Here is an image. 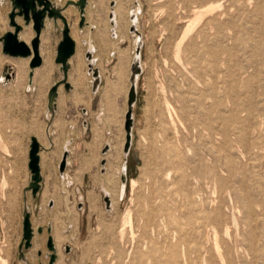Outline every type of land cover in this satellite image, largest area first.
<instances>
[{"label":"rangeland","instance_id":"obj_1","mask_svg":"<svg viewBox=\"0 0 264 264\" xmlns=\"http://www.w3.org/2000/svg\"><path fill=\"white\" fill-rule=\"evenodd\" d=\"M51 1L55 3L57 6L62 7L69 0H51ZM202 1H203V5H202ZM233 1L232 0H219V1L218 0H211V1L210 0L209 1L208 0L205 1L204 0H196V1L195 0H186V1L185 0L184 1L183 0L182 1L181 0H89L85 13V25L83 27L80 26L81 13L79 8L74 6L71 7V9L73 10V14L72 15L65 14V17L67 18V21L69 23L71 36L72 37L74 36L73 39L77 43L78 53L76 52V54L74 55L75 57L73 56L74 60L72 59L69 70V76H70L69 82L72 84L73 89L71 91H67L65 85H61L59 88L58 98L61 106L64 107L62 113V115L64 116V120L62 123H58V121H56L55 126L56 128H58L59 126L66 128L72 125L73 124L72 120L74 119L72 115H74V112L73 110L68 108L69 102H72V100L75 101L74 98H77L75 96L82 97V95L83 96L88 95L90 98L92 97V101L89 106V112H85L84 114H82L84 116L83 121L86 127V135L88 139H91L93 141V144L99 145L100 143V145H99V149L97 150V153L93 154V159L91 161L90 169L89 172L87 173L86 178L78 179L77 176L69 174L71 183H67L68 179L65 180L63 178H60V172L59 169H57L54 173L47 174L48 178L46 177L45 179L46 188L44 190H41L36 198L33 197L32 191H26L31 181V172L28 167L31 137L36 136L38 139H40L39 140L40 142H43L44 139V144L43 143L41 144L46 148V150L48 149L47 151L44 150L45 152L44 151L42 152V156L45 157L43 158L44 162L53 164L57 162L58 159L61 157V154L57 153V150L53 145V142H55V146L59 145V137L58 135L53 136L52 134L53 132L52 112L49 109V92L51 88L56 83L60 82L64 77V73L61 69L62 65H59L56 62L58 45L63 38L62 30L64 28V23L61 19H58L57 21L53 19L54 26L50 28L49 32L51 35L50 49L51 51L53 50L54 52L53 60H52L53 61L52 63L54 65L53 66L54 70L53 69L51 70V74L49 77L50 80H48L49 78L45 79L42 81L43 83L41 84L34 83L35 72L33 79L30 78V72L32 70L31 62L34 59V56L32 57L31 60L30 59L28 60L29 57L15 58L5 55L0 49V264H49L50 251L47 246L49 235H52L54 237V240H56L55 243H57L58 259L55 264H65V263L66 264H121V263L139 264L138 263L139 254L143 252L144 253L148 252L149 246L151 245V241H155V242L158 240L159 242L162 241L161 238L163 239V236L154 235L156 234V232L154 233V230L149 233L151 234L148 236L150 237V240L148 237L146 239H143L142 225L144 224L143 222L144 218H142L143 220L141 222L140 221L142 217L141 211L142 208L148 204V200L150 199L151 200H154L156 198L158 200L159 199L166 200L172 198L176 199L178 193L181 194L180 195L181 197H184L185 193L188 192L189 189H191V187L195 186L193 184L191 185V187H189L188 182H193L192 179H194V177H196L195 174H197L196 171L194 170L195 169L194 166L196 164L193 160H190L191 155L193 156L195 153V149L193 147L198 139V134L196 133L197 129L193 127L194 118L196 115L195 114L196 112L193 111L196 110L193 109L195 103L194 97L185 94H187L189 90L193 92L197 91L196 88L199 87L198 86L199 84H201V82L198 83L199 78H196L199 76L197 71L194 69V64L192 66L193 63L192 61L195 58L192 55L194 54L193 50L196 49L194 46L195 43H199L202 40L201 38L197 37L198 35L197 32L199 31L198 29H201L199 27H201L203 23L201 24V26L199 25V27L196 28V30L193 32V34H191L187 38V40H185V42L187 41L186 43L184 42V44L186 45L182 46L183 49L181 51V55H182L181 57L184 60L175 58L174 56L175 47L182 35L181 33H183L184 28L194 18L195 11L207 6L208 4L209 5L213 4L217 6L222 3L223 4V5L221 4L222 7H219L220 9H217L214 12V13L217 12L218 13L217 14L213 13V16L215 15L219 16L220 17V18L218 17L219 21L222 20L223 22L225 20L224 22L226 24L222 22L221 24H223L222 25L223 30L224 28H226L224 30V33L226 34L228 32V35L227 34L225 35L223 33V37H222L223 42L226 45L229 43L227 46L229 47L231 46V48L234 49V51H237L240 55L239 59L244 60L242 61V63L244 62L245 64L246 60L244 57L242 58L241 54L243 53L242 50L245 48V46L249 45L248 36L252 33L247 32L244 29V31L238 33L240 34L239 36L240 39L239 41L237 40L238 42H236L235 35L237 32L235 31L238 29V27L234 23H231L230 22L231 20H229L231 19L230 13L231 14L236 13V8L233 6ZM112 2H115L114 7H117L119 5L118 7H120V9L122 8L121 15L117 16L116 18V20L118 21L117 27L119 29L117 28L115 30L113 29V23L110 18L113 9L111 6ZM253 2L252 0H249L247 2L248 6L246 8V10L247 9L248 10L245 11L244 14L241 13L240 17L239 15L236 16V18L239 20L238 23L240 24V27L241 24L243 25V27H245L249 23V21L253 20L250 14L253 13L255 3L257 2V0H253ZM137 7L140 8V11L136 13V10H138ZM197 7L200 8L198 9ZM11 9L12 6L9 0H3V2L0 0L1 16L4 17V19H6V26L4 27L5 31H2L1 34H4L5 32L12 30V28L9 26V21H10L9 13L11 12ZM251 11L252 13H250ZM3 13H5V15ZM209 17L211 16H207L206 18L208 19ZM240 20L241 21L243 20L244 24ZM21 21L22 24H24V21L22 19ZM123 24H125V26ZM119 25L120 27L122 25V27L120 28ZM232 26H235L237 28ZM243 27H241L242 30ZM232 28L233 29L235 28V31ZM28 29L29 27L25 28V30ZM31 30L35 33L33 25H31ZM217 30L216 28L213 29L214 32L215 31L217 32ZM122 32L124 34L126 32V34L124 35ZM136 34L139 36L138 43H140L142 46L141 54H140L142 73L139 75L137 82L138 100L133 111L134 113L133 144L130 153L128 155H125L124 153V145L126 142L125 117L127 113L126 110H128L127 100H128L129 88L131 85L130 82L131 81L130 78L132 74L131 68L133 61L136 58V54H135L137 49V44L135 42ZM229 34H231V36ZM100 35L102 36V38H100L101 37ZM105 35L107 38L105 37ZM225 36H228L227 39H225L226 38ZM229 37L230 40L228 39ZM107 39L108 40L110 39L111 41L113 40L115 42L113 41L111 42L110 40L109 42ZM191 39L193 40L191 41ZM241 39H243L246 42H241ZM233 42L237 43L236 45L239 48H241V50H239L238 47L234 48L235 44ZM99 43L101 48L99 47V45H97ZM187 44L189 48L187 47ZM119 45L121 49L119 48ZM44 46L45 44L43 45V47ZM124 48L126 51L124 50ZM40 49H42V41H41ZM122 49L124 50V52ZM115 50H117L118 52ZM119 50L123 54L120 53L118 56L117 53L120 52ZM89 51L93 52V58L95 59V67L100 70V74H101V84L96 93H93L92 91L94 77L93 74L89 72V60L87 59V53ZM80 52L82 53L81 55ZM125 53L126 55L124 56ZM120 55H123L125 60V65H127L128 63V67L125 66L126 71L124 70L126 75H128V77L124 74V72H122V76L123 75L126 76V77L123 76V78H126L123 79L124 81L121 80V82L123 81L124 85L122 84L120 85V87L115 88L114 84L115 82L117 83V81L119 80V76H118L119 73L117 72L118 70L116 69V67H118V63H119L118 59L120 58ZM188 56L189 57L192 56L193 58L192 57L189 58ZM102 59L104 61H101ZM42 60H43L42 65L40 67H42L45 63L43 57ZM207 60L208 58L206 59V61ZM23 61L24 63H22ZM208 61L210 62V60ZM228 65H230V63H228ZM189 66L191 68H189ZM112 68L115 69V71ZM193 71L197 73V76L196 73L194 74ZM220 74L222 75V77L224 76L222 73ZM77 77L78 78L81 77L82 84L80 81H78ZM207 78H210V76H208ZM126 80L127 83L125 82ZM194 82L196 83L195 85ZM109 85L112 87H110ZM126 85L128 87H126ZM190 85H193L194 88L193 86ZM41 86L43 87V89ZM123 86L127 90L126 89L124 90ZM222 86L229 87V85L227 84ZM40 87H41V91L39 90ZM227 88L223 87L224 90L228 91ZM223 89L221 88L220 90L223 91ZM124 91L127 92L124 93ZM116 92L118 94H116ZM76 93L77 94L79 93L80 95H77ZM109 94L111 95L112 98L109 97ZM180 96L182 97L180 98ZM166 97L167 99H170L172 101V104L178 110V111L176 110V112H178L177 113L178 117L183 115L182 117H180V121L177 122L179 126L177 127V129L170 128L168 127V125H166L167 116L164 115L165 112L162 110ZM183 97L184 98L186 97L187 99L186 98L184 99ZM190 97L193 100H191ZM108 98L109 100H107ZM110 99L111 101L113 99V102L108 103ZM190 100H191V104H190ZM107 104L109 108L108 106H106ZM190 106L192 107L193 110L191 109ZM190 111L192 112V114L190 113ZM184 115L189 118L185 117ZM107 117H109L111 120ZM160 117L162 118L160 119ZM183 118L187 120H184ZM183 122H185L186 126H188V128L190 129L185 127V124ZM186 122H188L189 124ZM101 127H103L104 129H102ZM172 129L174 132L172 131ZM191 133L194 134L190 137ZM63 141L64 142L66 141L65 144H67L69 138L66 137L63 139ZM45 142L47 143L45 144ZM113 143L115 144L113 145ZM171 143H173L174 146L176 145L177 148L174 146L170 147L169 144L171 146L173 145ZM156 144L159 147H157ZM112 145L115 147H112ZM152 145H155L158 149ZM106 147H109V150L107 152H109L112 149V151L109 152V154L112 153L111 155L109 154L107 155L106 154L107 152L104 153V149ZM190 147H192V150L190 149ZM160 148L162 151L160 150ZM173 148H176L175 149L176 151H173L174 150ZM153 149L155 150V152L156 151L157 152L156 153L153 152L154 151ZM163 150H164V154L162 156V154L160 155V152L163 153ZM177 153H179V155H177ZM183 154L188 155L190 158V159L188 158L189 160L187 161V164L186 162H181L184 161L183 158H181L184 157ZM70 155H72V149L69 150L68 157H70ZM116 155L119 157H117ZM157 155L159 157V160H156L158 159ZM160 156H162V158ZM177 156L180 158H177ZM166 158L168 159L170 158V160ZM176 159L177 161L179 160V163H183V169H182V164L180 165L179 163H176L177 162ZM103 161H106L105 165H103ZM123 163L124 165L127 166L126 169L127 181L125 183L123 182V173L120 175L118 174V169L122 167ZM191 164H193L194 166ZM45 165L47 166V163ZM160 165H162V167L164 166V168H162ZM156 167L158 169H156ZM184 167L186 168L185 170ZM158 170L161 171L159 172ZM170 171L173 174H171ZM184 171H187L189 173L187 172L184 173ZM190 171L192 173H190ZM175 173H177L176 174L177 176L175 175ZM105 176H109V178L112 179V181L114 182L113 186H114V190L117 191V192L115 191L116 194L118 192L120 193V187L122 185H125L124 198L121 200L120 203H118V205H117L118 200H116L115 206L118 207H116L117 209L114 207L115 208L114 210L110 208L112 203L110 202V206L108 207L107 202L105 200L107 196V194L103 192V187H106V183H107V181L104 179ZM174 177H176V179ZM164 178L167 181L162 180ZM133 179L137 181L135 186H133L132 184ZM115 181H118V184ZM164 181L166 184L164 183ZM167 184H169L170 186ZM115 185L117 186L115 187ZM172 185L173 187L171 189ZM154 186H156L155 187L156 189L154 188ZM64 187L66 189H64ZM161 187L164 189H161ZM166 191L168 192L166 193ZM157 193L159 196L157 195ZM137 194H139V197H137L138 196ZM140 194L142 196H140ZM167 194H170L168 195L169 197L168 196L166 197ZM93 195L96 197H94ZM66 196L67 197L69 196V198H67ZM132 196L134 197L132 198ZM140 197L142 198V201ZM92 198H94L95 201H93ZM92 202H93V206H92ZM136 204L137 206H134ZM26 208H28V210L31 213V220L35 228V238L33 241L34 242L33 247L29 250H24L25 259H23L21 258L19 248L23 240V220H24V212ZM131 209L133 214L132 228L134 234H132L131 232L129 233L126 240L121 245L124 248L123 249L121 246L120 247L116 246L117 244H115V241L112 238V232L114 228H117L120 225V222L122 220L121 217H123V215L128 210ZM72 217L74 218V220ZM136 217H138V219ZM115 223H117L118 225ZM138 223L139 224L141 223L140 224L141 226ZM108 224L110 225L111 228L109 227ZM40 227L44 229L43 233H38V229ZM49 227H51L52 229L51 234H49L48 232ZM112 227L114 228L112 229ZM57 228H59L60 230H57ZM57 233L60 234L59 235L60 237L58 236ZM62 234L64 235L61 236ZM57 236L59 238H57ZM61 237L62 239H60ZM155 237L156 238L158 237L157 240H154ZM145 241H147V243ZM163 241L161 243H163ZM67 246L71 247L70 252H67L66 250ZM120 250L122 252H120ZM125 254L128 257L124 258Z\"/></svg>","mask_w":264,"mask_h":264},{"label":"bare ground","instance_id":"obj_2","mask_svg":"<svg viewBox=\"0 0 264 264\" xmlns=\"http://www.w3.org/2000/svg\"><path fill=\"white\" fill-rule=\"evenodd\" d=\"M1 1L3 2V0H1ZM248 1L249 0H246V1L245 0H234L233 6L236 8V13L235 14L230 13L231 19H229V20H231L230 22L234 23L239 29V30L237 29L238 31L237 30L235 31V28H237V27L232 26V27H235L234 29L233 28L232 29L235 32H237L235 35L236 42H238L240 39V37H239L240 34H238V33L244 31V29H245V31L252 33L248 36L249 45L245 46L244 49L242 48L243 53L242 54L240 53L242 58L244 57L246 60L245 64H244V62L242 63V61H244V60L239 59L240 58L239 53L237 51H234V49H232L231 46L230 47L227 46L229 43L227 45L224 44L222 37H223L224 30L226 28H224V30H223V27H222L223 24H221L222 20L219 21V18H220L219 16H216V15L213 16V13L217 9H220L219 7H222V5H223L222 3H221L222 5L220 4L217 6H215L213 4H211V5L208 4L207 6L201 8V9H199L200 7H197L199 10L195 11L194 18L184 28L183 33H181L182 35H181L179 41L177 42V45H176L175 51H174V56H175V58L181 60L182 59L181 51L183 49L182 46L186 45V44H184L185 40H187V38L191 34H193V32L196 30V28L199 27V25L201 26V24L203 23L202 26L199 27L201 29H198L199 31L197 30L198 31L197 37L201 38L202 40L199 43H195V45L193 44L196 49L193 50L194 54L192 55L195 57L192 61L193 62L192 66L194 64V69L197 71L198 76H199L196 78H199L198 83L201 82V84H199L198 85L199 87L196 88L197 91L193 92V91L189 90L190 92L188 91L189 93L187 92V94H185V95H189V96L191 95L194 97L195 103H194L193 109H195L196 111H193V112H196L195 113L196 115L193 114V115H195V118L193 117L194 118L193 127L195 129H197L196 133L198 134V139L196 138L197 142H196V144H194V147H193L195 149V153L192 151L194 153V155L192 156L189 153L191 155V159L189 158L188 155L183 154L184 157H181V158H183L184 161L180 160L181 162H186V164H187V161L189 159L193 160L195 162V164H196L195 166L193 164H191V165H193L195 167L194 170L197 173V174H195L196 177H194V179H192L193 182H188L189 187H191V185H193V184L195 186L191 187V189H189V191L185 193L184 197H181L180 196L181 194L178 193L176 199H173L171 197L173 200L172 199H166V200L159 199L158 200L157 198L154 200L150 199V200H148V204L142 208V211H141L142 217H141L140 221L142 222V220H143L142 218H144V221H143L144 224L142 225L143 239H146L149 235H151L149 233L154 230V233L156 232V234H154V235L163 236L164 241L162 238H161V240L163 241V243H161L162 241L159 242V240L156 242L151 241V245L149 244L150 246H149L148 252H146V253L143 252V253L139 254V256H138V258H139L138 263L139 264H264V0H257V2L255 3L253 13H252V11L250 12V13H252L250 15H251V18H253V20L249 21L248 24L246 23L247 25L245 27H243V25L241 24V27H243V30H242L240 27V24L238 23L239 20L236 18V16L239 15V17H240L241 13L244 14L245 11L248 10V9L246 10V8L248 6V3H247ZM252 2H253V0H252ZM124 3H123V5H124ZM120 5H121V3H120ZM202 5H203V1H202ZM253 5H252V8H253ZM118 6L112 7L113 8L112 13L114 14V21L116 20L117 16H120L122 13L121 12L122 8L120 9V7H118ZM71 7H73V6L71 5L67 9H65L63 14L64 15L65 14L72 15L73 10L71 9ZM138 11H140V8H138V10H136V13ZM217 13H214V14H217ZM3 14L5 15V13H3ZM173 14H174V12H173ZM207 16H211V17H209L207 19L206 18ZM246 16H247V14H246ZM224 21L222 23H225ZM18 22L22 23L20 18H18ZM117 22L118 21L116 20L115 25H113L114 30L118 28ZM241 22L243 23L244 21L242 20ZM123 25L125 26V24H123ZM5 26H6V19H4V17L1 16V11H0V32L5 31V29H4ZM53 26H54L53 19L47 17L45 20V28L41 34L42 49H40V55H41V57H43L45 63L42 67L37 68V69L35 68L33 70V72H35L34 83H39V84L43 83L42 82L43 80L48 79L50 77L51 70L53 69L54 65L52 63L53 62L52 60H53L54 52H53V50L51 51V49H50V47H51L50 46V41H51L50 36L51 35L49 32L50 28H52ZM119 27H120V25H119ZM121 27H122V25H121ZM215 28H216V30L218 28L217 32L213 31V29H215ZM12 30H13V28H12ZM122 31H124V30H122ZM232 33H233V31H232ZM125 34H126V32H125ZM226 34L228 35V32ZM102 35H103V33H102ZM229 35L231 36V34H229ZM35 36H36V34L31 30V26L29 27L28 30H24L20 34V38L22 40H25L29 45H31V39L34 38ZM105 37H106V35H105ZM138 37L139 36L136 34V41L135 42L137 45H138V40H139ZM225 37L224 38L227 39L228 36H225ZM100 38H102V36ZM119 38H118V40H119ZM122 38H125V37H122ZM191 38H192V36H191ZM195 39H194V41H195ZM225 39H224V41H225ZM228 39L230 40V37ZM192 40L193 39H191V41ZM121 41H122V39H121ZM197 41H198V39H197ZM113 42H115V41H113ZM135 42H133V43H135ZM193 42H191V43H193ZM241 42H246V41L241 39ZM44 44H45V46L43 47ZM234 44H235L234 48L238 47L236 45L237 43H234ZM97 45H99V47H100V43ZM105 46H107V45H105ZM105 46H102V47H105ZM187 47L189 48L188 44H187ZM119 48H120V45H119ZM112 49H113V47H112ZM124 50H125V48H124ZM124 50H123V52H124ZM239 50H241V48H239ZM115 51H117V50H115ZM81 52H80V55L82 54ZM120 53H121V51L119 53H117L118 56ZM98 54H99V51H98ZM121 54H123V53H121ZM135 54H136V52H135ZM125 55H126V53L124 54V56ZM33 56H34V54H32V56L29 57L28 60L29 59L31 60ZM191 57H189V58H191ZM136 58H137V54H136ZM205 58L206 59L208 58V60H210V62L208 60L206 61ZM72 59H73V57L69 61L70 65H71ZM103 59L101 61H104ZM118 60H117L119 62L118 67H116V69L118 71L117 70L116 71L119 74L117 72L116 73L119 76V80L117 81V83L115 82V84H114L115 88H118V87H120V85L123 84V81H124L123 79H126V78H123V76L126 75V73H125L126 67L125 66L128 67V63H127V65H125V60H124L123 55H120V58ZM182 60H184V59H182ZM108 61H110V60H108ZM189 62H190V60H189ZM22 63H24V61ZM228 63H230V65H228ZM189 68H191V67L189 66ZM113 70L115 71V69H113ZM122 72H124L125 75L122 76ZM195 73L196 72H194V74ZM197 73H196V76H197ZM220 73H222L224 76L222 77V75ZM20 74H22V73H20ZM219 74L221 75V77ZM80 75H82V74H80ZM126 76L128 77V75H126ZM208 76H210V78H207ZM81 77H83V76H81ZM81 77H79V78L77 77L78 81H80V82L82 80ZM69 78H70V76H69ZM72 78H75V77H72ZM138 78H139V76H138ZM2 80H4V79H2ZM48 80H50V78ZM121 80H123V81L121 82ZM127 80L125 81L126 83H127ZM189 80H191V79H189ZM191 82H193V81H191ZM147 83H149V82H147ZM165 83H166V81H165ZM81 84H82V82H81ZM195 84L196 83L194 82V85ZM225 84L229 85V87L228 86H222ZM79 86H81V85H79ZM190 86H193V85H190ZM41 87L39 88L40 91H41ZM44 87H46V86H44ZM110 87H112V86H110ZM126 87H128V86L126 85ZM130 87H131V85H130ZM223 87H226V88L228 87L227 88L228 91L224 90ZM189 88H191V87H189ZM193 88H194V86H193ZM221 88L223 89V91L220 90ZM42 89H43V87H42ZM108 89H109V87H108ZM125 89L126 88L124 87V90ZM129 90H130V88H129ZM79 91H81V90H79ZM117 92H116V94H118ZM125 92H127V91H124V93ZM192 92H193V94H192ZM81 94H83V93H81ZM77 95H80V94L78 93ZM172 95H173V93H172ZM113 96H115V95H113ZM109 97L112 98L110 94H109ZM181 97L182 96H180V98ZM80 98H82V97H80ZM80 98H78L77 103H79ZM91 99H92V97H91ZM188 99H189V97H188ZM107 100H109V98ZM191 100H193V99L191 98ZM191 100H190V104H191ZM80 101H81V99H80ZM89 101H90V99H89ZM105 101H106V98H105ZM182 101H184V100H182ZM109 102H113V99H112V101L110 99V101H108V103ZM127 102H128V100H127ZM158 102H156V103H158ZM85 103H87V102H85ZM183 103H185V102H183ZM157 105H160V104H157ZM106 106H108V104ZM114 107H116V106H114ZM114 107H112V108H114ZM158 107H160V106H158ZM108 108H109V106H108ZM191 109H192V107H191ZM108 110H110V109H108ZM162 110L165 112L164 115L167 116L166 117L167 118L166 119L167 124L166 123L165 124L168 125V127H170V128H176L177 129V127H179L177 122L180 121V117H182L183 115L178 117V115H177L178 112H176V110H177L176 107L172 104V101L170 99H167V97L164 101V105H163ZM112 111H114V110H112ZM161 111H159V112H161ZM180 111H182V110H180ZM191 111H190V113L192 114ZM162 115H159V116H162ZM1 116H2V114H1ZM187 116H185V117H187ZM153 117H154V115H153ZM190 117H191V115H190ZM107 118H109V117H107ZM161 118L162 117H160V119ZM187 118H189V117H187ZM12 120H13V118H12ZM184 120H187V119H184ZM183 123L185 124V122H183ZM186 123H188V122H186ZM185 127L188 128V126H186V124H185ZM101 128L104 129L103 127H101ZM188 129H190V128H188ZM49 130H50V128H49ZM172 131H173V129H172ZM100 134H102V133H100ZM161 134H162V132H161ZM193 134L191 133L190 137ZM163 136H165V135H163ZM41 143L44 144V139H43V142H41ZM46 143L47 142H45V144ZM192 143H191V145H192ZM114 144L115 143H113V145ZM171 144H173V143H171ZM99 145H100V143H99ZM113 145H112V147H115ZM162 145H164V144H162ZM152 146H155V145H152ZM156 146H157V144H156ZM156 146H155V148L159 147V146H157V147ZM169 146L173 147L174 144L172 146L169 144ZM163 147H166V146H163ZM174 147H176V145ZM176 148H173L174 150L173 149L172 150L176 151L175 150ZM190 149L192 150V147H190ZM47 150L45 149V151H47ZM148 150H149V148H148ZM153 150H151V151H153ZM160 150H161V148H160ZM164 150H163V153L160 152V155L162 154V156H163ZM111 151H112V149L109 152H111ZM181 151H183V150H181ZM184 151H185V149H184ZM109 152H107L106 154L108 155ZM153 152H155V150ZM115 153H116V151H115ZM180 153H182V152H180ZM111 154L112 153H110L109 155H111ZM149 154H151V153H149ZM158 155H159V153H158ZM158 155H157V157H158ZM177 155H179V153H177ZM147 156H148V154H147ZM162 156H160V157L162 158ZM117 157H119V156H117ZM172 157H174V156H172ZM43 158H45V157H43ZM148 158H150V157H148ZM177 158H180V157L177 156ZM166 159H168V158H166ZM156 160H159V157ZM168 160H170V158ZM176 161H177V159H176ZM176 161H174V162H176ZM168 162H165V163H168ZM157 163H158V161H157ZM171 163H172V161H171ZM176 163H179V160ZM179 164L180 165L182 164V169H183V163H179ZM160 166L162 167V165H160ZM120 168H121V170H120ZM120 168L118 169L119 175L124 173V171H126L127 166L124 165V163H123L122 167H120ZM162 168H164V166ZM156 169H158V168L156 167ZM185 169L186 168L184 167V170ZM162 171H163V169H162ZM186 172L187 171H184V173H186ZM170 173L173 174L171 171H170ZM187 173H189V172H187ZM190 173H192V172L190 171ZM156 174H157V172H156ZM176 174L177 173H175V175ZM119 175H118V177H119ZM157 176H158V174H157ZM190 176H192V175H190ZM62 178L65 180L68 179L67 183H71L70 177H68L66 175V173L62 176ZM77 178H78V176H77ZM174 178L176 179V177H174ZM182 178H184V177H182ZM104 179L107 181V183H106V187H103V192L106 193L107 196H109L111 198L112 204H111L110 208L112 210H114L116 207H118V206H115L116 200H118L117 201V205H118V203H120L121 200L124 198L125 185H122L120 187V193L118 192L116 194L115 193L116 190H114V186H113L114 182L112 181V179H110L109 176H105ZM162 180H165V178ZM165 181H167V180H165ZM165 181H164V183H165ZM115 182H117V184H118V181H115ZM136 182L137 181L135 179L132 180L133 186L136 185ZM173 183H171V184H173ZM169 184H167V185H169ZM64 185H66V184H64ZM116 186L117 185H115V187ZM143 186H144V184H143ZM155 187L156 186H154V188ZM172 187H173V185L171 186V189H172ZM64 189H66V188L64 187ZM161 189H164V188L161 187ZM152 190H154V189H152ZM158 190H160V189H158ZM178 190H181V189H178ZM136 191H138V190H136ZM173 191H174V189H173ZM167 192L168 191H166V193ZM166 193H164V194H166ZM202 193H203V195H202ZM137 195H138L137 197H139V194H137ZM157 195H158V193H157ZM162 195H161V198H162ZM168 195H170V194H167L166 197ZM140 196H142V195L140 194ZM94 197H96V196H94ZM133 197L134 196H132V198ZM67 198H69V196ZM81 198H82V196H81ZM92 199H93V201H95L94 198H92ZM143 200H144V197H143ZM141 201H142V198H141ZM92 206H93V202H92ZM96 206H97V204H96ZM134 206H137V204ZM136 209H137V207H136ZM136 209H135V212H136ZM121 218H122V220L120 222V225L117 228H114L116 225L114 227H112V229L114 228V230L112 232V238L115 241V244H117L116 246H119V247L126 240V238L130 232L132 234H134L133 228H132L133 227L132 209L128 210L123 215V217H121ZM136 218L138 219V217H136ZM73 220H74V218H73ZM115 224H117V223H115ZM109 227H110V225H109ZM110 228H109V231H110ZM57 230H60V229L57 228ZM102 230H103V228H102ZM59 233H57L58 236L60 235ZM63 235L64 234H62L61 236H63ZM58 236H57V238L60 237V236L59 237ZM148 238L150 240V237H148ZM157 238L155 237L154 240H157ZM60 239H62V237ZM64 240H65V238H64ZM110 242H112V241H110ZM145 242L147 243V241H145ZM55 244L57 247V243H55ZM117 250H118V248H117ZM140 250H142V249H140ZM57 252H58V250H57ZM120 252H122V251L120 250ZM136 253H138V252H136ZM46 254H47V252H46ZM127 255H128V253H127ZM135 256H137V255H135ZM122 257H123V254H122ZM125 257H128V256H126V254H125L124 258ZM82 263H84V262H82ZM133 263H135V262H133Z\"/></svg>","mask_w":264,"mask_h":264},{"label":"water","instance_id":"obj_3","mask_svg":"<svg viewBox=\"0 0 264 264\" xmlns=\"http://www.w3.org/2000/svg\"><path fill=\"white\" fill-rule=\"evenodd\" d=\"M11 2V12L9 13V26L13 30H9L4 34L0 32V49L5 55L15 57V58H28L34 54V59L31 62L30 78L33 79L34 72L33 70L42 65V57L40 55L41 48V34L45 28L46 18H52L55 21L61 19L64 23V28L62 30L63 38L58 45L57 58L56 62L59 65H62L61 69L64 73L63 79L56 83L49 92V109L52 112V120L55 114L56 102L59 97V88L61 85H65L67 91L73 89L72 84L69 82V70H70V59L77 52V43L71 36V30L67 18L63 14L65 9L69 6L78 7L81 13V22L80 26L85 25V13L86 8L89 3V0H69L67 3L59 7L54 4L51 0H9ZM112 7L115 6V2H112ZM18 18L24 21V24L18 22ZM113 25H115L114 14L111 13L110 16ZM33 25L36 36L32 39L31 45H29L25 40L20 38V34L25 30L26 27ZM141 44L138 43L136 54L137 58L133 61L132 64V74H131V87L128 94V110L125 117V132H126V142L124 145V153L128 155L131 151L133 144V128H134V107L138 100V76L142 73V67L140 63V54H141ZM87 59L89 60V72L93 74L94 81L92 91L96 93L101 84V74L100 70L95 67V60L93 58V52L89 51L87 53ZM46 148L41 144L39 139L36 136L31 137L30 151H29V163L28 167L31 172V181L26 191H32L34 198L38 196L43 186V175L41 167V153ZM109 150V147L104 149V153ZM67 159L68 152H65L63 160L60 164V171L64 173L67 168ZM106 164V161H103V165ZM125 173V174H124ZM123 173V182L127 181L126 171ZM107 206H110L111 199L109 196L105 198ZM44 229L39 228L38 233H43ZM49 234H51V227L48 228ZM35 238V228L31 220V213L28 208L24 212L23 220V240L20 244V255L21 258L25 259L24 250H29L33 247V241ZM48 249L50 251L49 264H55L58 259L57 247L55 244L54 237L49 235ZM67 252L71 251V247L67 246Z\"/></svg>","mask_w":264,"mask_h":264},{"label":"crops","instance_id":"obj_4","mask_svg":"<svg viewBox=\"0 0 264 264\" xmlns=\"http://www.w3.org/2000/svg\"><path fill=\"white\" fill-rule=\"evenodd\" d=\"M78 98L76 99L74 98L76 101L72 100V102H69L68 108L73 110L74 115L72 116L74 119L72 120L73 124L66 128H63L61 126L56 128L55 126L56 120L58 121V123H62V121L64 120L63 118L64 116L62 115L64 107L61 106L59 102V98L56 102L55 114L52 120V127H53L52 134L53 136L58 135L59 137V145L55 146V142H53V145L56 148L57 153L61 154V157L58 159L57 162L53 164L50 163L51 164L50 165L48 162H44L41 153V167H42V175L44 178L42 190L46 188L45 179L47 177V174L54 173L57 169H59L60 178H62V176L65 173L68 177H70L69 174H71L74 176H78V178H86L87 173L89 172L90 169L91 161L93 159V154H96L97 150L99 149V145L93 144V141L91 139H88L86 135V127L83 121L84 116L82 115L85 112H89V106L91 104L90 102L92 101V99L88 95H84V97L82 96V98H80L82 102L79 99V103H77ZM66 137L69 138L67 144H65L66 141L65 142L63 141V139ZM71 149H72V155H70V157H68L67 159L66 172L64 171V173H62L60 171V164L63 160V156L65 152L69 153V150ZM46 163L47 166L45 165ZM78 173L80 174L78 175Z\"/></svg>","mask_w":264,"mask_h":264}]
</instances>
